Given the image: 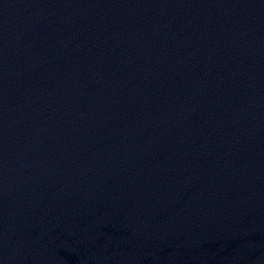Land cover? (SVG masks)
Returning <instances> with one entry per match:
<instances>
[{
	"label": "water",
	"instance_id": "water-1",
	"mask_svg": "<svg viewBox=\"0 0 264 264\" xmlns=\"http://www.w3.org/2000/svg\"><path fill=\"white\" fill-rule=\"evenodd\" d=\"M0 264H264V0H0Z\"/></svg>",
	"mask_w": 264,
	"mask_h": 264
}]
</instances>
